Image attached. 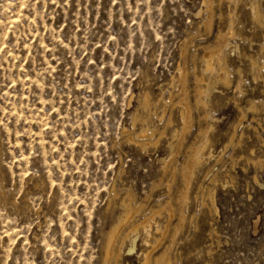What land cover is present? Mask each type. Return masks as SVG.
Here are the masks:
<instances>
[{
	"label": "rangeland",
	"instance_id": "rangeland-1",
	"mask_svg": "<svg viewBox=\"0 0 264 264\" xmlns=\"http://www.w3.org/2000/svg\"><path fill=\"white\" fill-rule=\"evenodd\" d=\"M210 1L0 0V264H105L127 213L117 249L149 210L178 205L199 142L211 158L189 190L174 264H264V0ZM221 33L229 45L207 73ZM169 144L175 174L163 170ZM166 221L164 211L153 225ZM133 237L109 264H145V233Z\"/></svg>",
	"mask_w": 264,
	"mask_h": 264
},
{
	"label": "bare ground",
	"instance_id": "bare-ground-1",
	"mask_svg": "<svg viewBox=\"0 0 264 264\" xmlns=\"http://www.w3.org/2000/svg\"><path fill=\"white\" fill-rule=\"evenodd\" d=\"M228 2H229V0H228ZM211 4H212V0L208 4V9H211ZM208 23H209V21H208ZM227 34L224 35L223 33H221L219 38H218V41H217L218 45L215 46V47H211V48H207L206 49V52H205V55H204V59H203L204 61H202V62H204V64H205V71L207 73H211L212 71H214V59L215 58H217L219 60L223 59L224 48L228 47V45H229L228 44V40H227ZM180 73H181L180 74L181 77L180 76L179 77L181 78L182 82H185V80H186V70H182V72H180ZM206 79H205L204 76H201V77L197 78V81L199 82V84L197 85V91H196V93H197L196 94L197 95V98H196L197 99V103L196 104H197L198 107H202V108H205V109L207 107L206 97H209L208 95L211 93V86L210 85L207 84L206 88L204 86H202V83L206 82ZM219 79H220V77H219ZM223 79L226 80V78H224V77H223ZM223 79L221 78V80H223ZM222 83H223V81H222ZM150 98H151L150 95L147 94V97H146L147 104L150 103V100L152 99V98L151 99ZM183 99H185V98H183ZM142 103H144V102H142ZM189 103H187V102L184 103L185 106H184V108H183V110L181 112L183 128H182V135H181L180 138H181L182 142H183V140H185V138H184L185 133L188 131L189 126H190V121L192 120V114H193V113L191 114L192 106H190ZM208 105H209V102H208ZM245 117H246V115L243 116V118H245ZM205 122H206V119H205ZM149 135H148L147 128L146 129H141L137 133L138 139L140 141H142L143 143L147 142V140L149 138ZM235 136H236V131H235V134L232 137V140L235 139ZM199 137L200 138L204 137L205 139H207V142L209 143L208 136H205V132L204 131L200 130V133L197 136V138H199ZM182 142H180V144ZM140 145H141V143L139 144V146ZM148 145H149V142L144 144L143 146L145 148H147ZM169 145H171V144H169ZM143 146H142V148H143ZM179 146H178V148H179ZM170 147H171V149H169V151L171 150V156L164 161L163 170L165 172V171L170 170V168H172L170 171L173 170V172L175 174L176 171H177V167L174 168L172 163H173V160H174L173 158L175 156L176 150L174 149V146L171 145ZM205 150H206V146H204V143L199 142V143L193 145L192 147H190V149L188 150V152L186 154L187 155L186 156V160H185V162L183 164L182 171H181L182 172V176H183V188H182V191L180 192L179 197L177 199L178 205L177 204H173L171 201H169L164 206H159L156 209L154 208L153 210H149L151 212H150V214L148 216H146L141 221H138L137 223L132 224V226L130 227V232L122 237L123 245L118 247V249H117V246H116L117 239L119 237L121 238L120 235H121V232L123 231L122 229L124 228L125 224L130 221V219L134 215V213H136L135 212L136 210H131V212L127 213V218L126 219H122V220H120V222H118V224L114 225V227L112 228V230H110V233L108 234V243H107V246H106V249H105V255H104L105 256V260H104L105 264H109L113 259H115V261L118 262L119 258L122 256V251L124 249V246L127 243V241H129V240L131 241V245L129 247L130 248L129 251L130 252L134 251L135 250V246H136L137 238L134 239L133 236H136L137 234H139L141 232L145 233L144 242H145L146 246H149V249H147L146 251H143L141 253V255H140L142 257L141 261H143L145 264H174V261H173V258H172L173 256L171 255V253H172V249L174 247V244L177 241V238L183 232L185 224H186V218L187 217H186V215L184 213V209L190 203L189 190H191L190 188L192 186V182L194 181L195 177L197 176L198 170L201 169L202 166H203V163H204L203 160L204 159L208 160V159L211 158V156H209L208 158H207V156H205ZM255 164L258 165V166L263 167L264 166V159H259ZM216 182H217V179L213 178L212 179L213 185L216 184ZM208 191H209V196L211 198V203H212L211 209L214 210L216 213H218V208H217L216 202H215V188H212L210 190L208 189ZM140 207H141V205H140ZM164 211L167 214V221H166L165 225L164 224L162 226L157 225L155 227L153 225L154 222L156 221V219L158 218L159 215H162V213ZM134 219H135V217H134ZM135 221H136V219H135ZM175 222H177V223H175ZM129 224H131V222ZM152 229H155V232H156L155 234H159V235L156 236V237H153L154 235L152 234V232L154 230L151 231ZM169 237L171 238V240H168V241H170L169 245H164L165 240L167 238H169ZM152 239L154 240L153 242L151 241ZM160 249H162V251L160 253H158Z\"/></svg>",
	"mask_w": 264,
	"mask_h": 264
}]
</instances>
